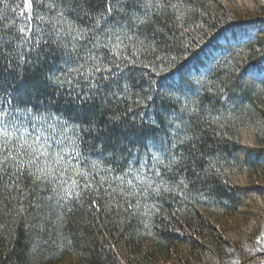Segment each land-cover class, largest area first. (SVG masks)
I'll list each match as a JSON object with an SVG mask.
<instances>
[{
  "label": "trees",
  "instance_id": "16d2710c",
  "mask_svg": "<svg viewBox=\"0 0 264 264\" xmlns=\"http://www.w3.org/2000/svg\"><path fill=\"white\" fill-rule=\"evenodd\" d=\"M144 2L76 0L70 11L65 0H32L29 12L24 0H0V113L29 110L80 161L49 167L66 181L62 189L59 181L34 187L0 172V264H264V240L257 243L264 236V3L171 0L181 5L173 13L146 10ZM181 13L183 21L176 20ZM57 21L65 32L68 25L87 30L75 41L81 54V45L109 42L120 67L109 65L111 72L84 83L70 72L72 50L51 42ZM26 25L32 31L19 36ZM57 79L81 86L73 84L69 95ZM185 100L198 102L199 119L181 111ZM180 118L188 124L177 129ZM185 133L192 139L181 144ZM173 153L183 157L176 178L187 186L163 199L140 196L133 185L151 169L172 184L177 169L170 173L152 157L166 164ZM110 156L114 162L106 164ZM78 172L106 177L108 192L115 188L98 201L99 211L86 196L62 201L52 191L73 188L74 179L82 185Z\"/></svg>",
  "mask_w": 264,
  "mask_h": 264
},
{
  "label": "snow or ice",
  "instance_id": "6c2138e0",
  "mask_svg": "<svg viewBox=\"0 0 264 264\" xmlns=\"http://www.w3.org/2000/svg\"><path fill=\"white\" fill-rule=\"evenodd\" d=\"M128 3L133 5L139 4V0H127ZM261 3H264V0H261ZM65 5L70 11H75L78 7L76 0H65ZM143 8L147 9H163L167 12L168 9H172L173 13L181 12V5L179 3H171V0H164L161 2H149V0H145ZM23 9H27L29 12L33 10L32 0H24V3L21 6ZM111 12V7L108 9ZM21 16H25V12L22 11L20 13ZM144 16H148V12L145 11ZM43 19V17H40ZM30 19V18H29ZM176 20L183 21L184 15L183 13L175 16ZM145 21L139 19L134 16V23L143 24ZM59 21L52 24V31L48 33L50 37H55L52 40V43H55L57 46H60L63 43V48L65 50L71 49L72 51L67 53L68 60H72L76 65L71 71H75L77 76L84 77V83H89L92 79L96 77L97 74L100 73H109L112 71V67L109 65H114L116 68H119V63L116 60L119 59L118 53L113 52L109 42H100L99 39L95 43L92 44L91 48H88L87 45H81L84 49V53L81 54L80 50L77 48V44L75 41L84 40L87 36L86 29H79L73 25H68L67 32H65L64 28L58 27ZM167 25V17H165L164 26ZM99 26V24H97ZM32 29L27 25L18 30V35L23 37L26 32H31ZM107 33H112V29H106ZM75 33V34H73ZM116 38L119 40V34L114 33ZM71 37V40L68 37ZM131 39V37H127ZM48 43V41H45ZM123 43V41H121ZM141 44L144 43L143 40L140 41ZM118 47V46H117ZM115 56L116 59H112L111 56ZM67 62V61H66ZM163 62V61H161ZM148 67V65H144ZM160 73L157 72V75ZM106 78V77H104ZM51 82V81H50ZM57 87H63L65 83H67L69 87V95L75 91L72 87L75 84L76 87L81 86V81L79 79L75 80H59L54 81ZM127 85H125V89L127 90ZM151 87V85H150ZM211 91V89L209 90ZM76 98H81V93H76ZM147 99H151V96H148ZM168 99H175V102L179 103V97L173 98L168 97ZM181 111L186 112L189 117L196 116L197 119L199 117L196 115L199 112L198 102L196 100L185 102L181 105ZM48 120H55L56 124L63 129L67 128V124H61L59 118L56 117H48ZM85 123H90L87 118L83 121ZM45 121H41L39 118L32 117V114L29 110H24L21 112L20 110L12 111L8 110L7 118L2 117V113H0V172H3L4 175L12 176L13 174L20 178H24L30 180L34 187H38L41 184H55L57 181L60 182L61 189L63 184L66 181L60 180L59 176H53L52 173L48 170L54 163L65 162L72 158L77 163H79V158L75 152L68 151L69 144L67 140H61L52 135L49 129L44 127ZM155 123V122H153ZM172 123V121H169ZM188 121L180 118L178 123H175V128L179 129L182 125L187 126ZM85 131L91 132L92 129L88 128ZM184 139L191 141L192 137L184 134L183 139L179 141V143H183ZM76 143L75 140L71 142V147L75 148ZM177 144H173L172 148H176ZM115 157L110 156L105 163L110 164L114 162ZM152 159L156 161L158 164H164V167L167 168L168 172H172L173 169H177L176 175L171 177L172 184H169L167 181L156 180L155 177H161L162 173L158 169H151L152 175L146 176L143 174H139L137 177V183L133 185L137 189V192L140 196L147 198L148 196L156 197L163 199L165 194L174 195L177 190L183 191L181 186H187V182L185 179H177L176 177L180 174V165L183 157H177L175 153L165 161L158 156H153ZM42 161L45 162L48 166L42 167ZM50 162V163H49ZM72 165L69 164V167ZM100 167L99 164L93 162L92 168L98 169ZM141 167H146L143 163ZM213 165L209 163L208 169H205V173H209V169H211ZM14 169L13 173L11 170ZM58 171L63 172L65 169H59ZM106 173L112 172L113 169L110 167L104 168ZM126 174H131L126 173ZM78 176L83 180V184L81 185L78 180H73L72 184L74 185L71 189L58 190L57 188H53L52 191L55 192L59 199L62 201H73V202H82L83 198L86 196L89 198L90 207L97 211L100 210L98 201L103 198L105 195L114 196L115 188L112 189L111 192L104 187L105 184L108 183L107 178L101 179L100 181H96L94 174H89L87 172H78ZM199 179V175L196 177ZM2 179V176H0ZM117 179H121L118 177ZM131 184L132 182L129 181ZM127 191L131 192V189H127ZM137 192H132V195H136ZM187 199V196L184 197ZM174 215V213H173ZM147 227V225H146ZM261 240H264V236L257 240V243H260ZM233 264H239L238 261H233Z\"/></svg>",
  "mask_w": 264,
  "mask_h": 264
}]
</instances>
